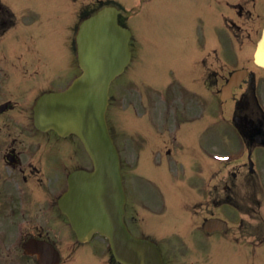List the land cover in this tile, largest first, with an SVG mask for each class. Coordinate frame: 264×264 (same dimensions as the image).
<instances>
[{
    "label": "flooded vegetation",
    "instance_id": "obj_1",
    "mask_svg": "<svg viewBox=\"0 0 264 264\" xmlns=\"http://www.w3.org/2000/svg\"><path fill=\"white\" fill-rule=\"evenodd\" d=\"M148 1L149 7H166L172 0ZM254 1L246 0V4ZM243 4L236 7L243 10ZM32 26L19 21L0 2V264H24L23 252L31 239L62 247L68 225L56 205L51 179L60 180V166L76 169L85 162L76 137L41 132L34 125L33 106L39 91L64 84L70 71L68 61L42 59ZM46 65L56 67L59 75L47 74L49 79L40 80V67ZM256 95L260 103L261 95ZM236 97L232 113L243 121L238 126L231 122L241 133L234 139L242 146L237 149L242 156L218 165V179L208 159L213 170L202 192L205 213L227 220L233 239L238 240L237 232L239 240H245L255 231L264 243V112L245 89H236ZM25 264L38 261L30 258Z\"/></svg>",
    "mask_w": 264,
    "mask_h": 264
},
{
    "label": "water",
    "instance_id": "obj_2",
    "mask_svg": "<svg viewBox=\"0 0 264 264\" xmlns=\"http://www.w3.org/2000/svg\"><path fill=\"white\" fill-rule=\"evenodd\" d=\"M81 51L86 58L88 69H102L97 75V77H101V81H86L90 77L87 73L71 92L53 96V98L57 97L60 100L73 99L75 96L82 95L80 99L81 110L76 114L81 119L76 120L74 125L82 124L81 136L96 158L97 172L89 174L88 178L92 182L102 183L103 196L96 203V210L92 212L91 221L86 223L83 220L85 217L81 218L82 215H85L86 210H83L82 201L79 200V198L81 199L80 190H73L64 200L72 204L74 215H76L74 217L75 227L80 232L83 230L89 232L85 237H88L92 230L99 229L111 238L115 254L121 260L130 264H160L161 260L156 252V247L147 240L133 237L127 231L121 219V200L116 197L118 193L122 196L119 157L108 133L106 122L103 116L100 115V110H104L109 80L119 72L120 67L115 65L114 60H110L108 52L97 45L88 48L85 42H81ZM256 61L264 65V39L260 43ZM84 83L86 84L87 104L83 99L84 90L82 87ZM96 83L98 84L97 88L101 89L98 94L103 97L102 104L94 103L97 92L92 89H95ZM51 125L56 126L52 123Z\"/></svg>",
    "mask_w": 264,
    "mask_h": 264
},
{
    "label": "rangeland",
    "instance_id": "obj_3",
    "mask_svg": "<svg viewBox=\"0 0 264 264\" xmlns=\"http://www.w3.org/2000/svg\"><path fill=\"white\" fill-rule=\"evenodd\" d=\"M262 7H264V6H262ZM220 11H222V10L217 8V7H214L213 8V16L216 17ZM151 21H152V19H151ZM156 21H157V26L156 27L151 26V30H152V34L155 35V33L157 32V35L159 36L162 33H164V31L168 28L167 19L164 17L162 11H160V14L156 17ZM250 29L252 30V32H255L254 27L250 28ZM212 33H213V35H217L213 38V39H215V42L218 40V42L225 43L228 47L231 46V38L227 32L224 33L222 31V29L214 28V29H212ZM253 38H254V36H253ZM255 38H256V35H255ZM248 42L249 41H247V43ZM250 44H252V42ZM216 45H218V44H215V46H214L215 48L217 47ZM223 50H224V52L228 58L229 64L232 66L243 65L248 60V59H246V57L243 54L232 55L231 53L230 54L228 53L229 49L228 50L223 49ZM232 51L234 52L235 50H232ZM251 52H252V50H251ZM149 59L154 65L155 59H156V51L155 50L151 49L150 54H149ZM247 63L249 66L252 65L251 62H247ZM216 64L217 63L215 61V67H216ZM251 67H254V66H251ZM128 94H129V91L126 89H123V91H119L118 96L120 97L122 104H124L127 101L126 98H128ZM123 109H127V107H123ZM221 141L222 140H217V139L211 140V141L207 142L206 148H210V149L222 148L223 144ZM234 144H235V140L232 137L231 138V145H234ZM121 146H122L123 155H124L125 159L128 161V163L132 162V160H130L131 159L130 154L132 155V151L130 148V142L128 140H121ZM228 148H231L230 145L225 146V149H228ZM61 180H62V174H61ZM201 182H202V180L199 181V183H201ZM57 187L58 186L54 184V189H56ZM192 219H197V218L196 217L194 218L193 216L190 215V216H187V219L184 218L181 221L182 224H180V223L178 224V222H177L176 225H174L173 222H171L169 227L167 228V230H165V233L163 235H161L162 236L161 241L164 243L165 242L164 240H166L167 242H169L170 245L171 244L173 245L172 249H175V251L178 252L177 257L176 256L175 257H171V256L168 257V260L173 259V260L180 261V262H175V264H182V262L183 263L187 262L184 264H193L192 262L196 259V255L192 254L191 252H188V253L182 252L179 254V252H181L183 250H188L192 244V239L194 240V237L198 236L197 233H193L194 221H192ZM250 237H253V235ZM215 238H216L217 242H219L220 240H223L225 243L221 241L220 242L221 246L224 245L225 248L233 251L234 253H231L233 256L242 257V252L235 250V249L242 250L241 246L245 249L246 255H249V252L251 249H249V247H246V244L241 243V240L240 241H229V240L225 241L226 238L224 240L221 237V235H218ZM98 241H99V244L101 245L102 249H105V251L103 252V256H105L107 258L108 257V250H107L106 244H108V242L106 243L103 239H98ZM98 241H97V243H98ZM239 245H241V246H239ZM255 248L256 247H252V251ZM261 250L264 251V247ZM168 252H171V251H168ZM209 253H211V252H209ZM68 254H69L68 252H64L65 258L68 257ZM180 255L182 257H180ZM262 256L263 257H260L261 262H259L258 264H264V255H262ZM25 259H23L24 264L30 258L25 257ZM97 259H99V253L96 251L93 252L91 250V246L86 247V248L78 251L76 256H75V260H97ZM207 260L209 262L204 263V264H209V263L215 264V261L219 262V257L216 259H213V258L212 259H206L205 261H207ZM231 262L233 264H238V263L244 264L242 261L239 260V262H238V260H236V259H233Z\"/></svg>",
    "mask_w": 264,
    "mask_h": 264
}]
</instances>
